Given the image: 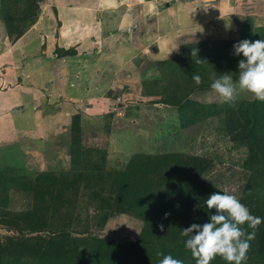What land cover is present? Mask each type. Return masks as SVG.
I'll list each match as a JSON object with an SVG mask.
<instances>
[{
  "label": "rangeland",
  "instance_id": "1",
  "mask_svg": "<svg viewBox=\"0 0 264 264\" xmlns=\"http://www.w3.org/2000/svg\"><path fill=\"white\" fill-rule=\"evenodd\" d=\"M66 2L0 0V90L6 92L0 100L11 98L13 93L22 95L28 90L33 94L37 89L34 93L37 99H33L29 107L38 103V108H42L35 110L38 112L35 123L33 118L26 119V123L33 126L31 133L0 144V174L9 179L8 208L0 211L11 212V220L16 214L30 211L35 199L21 191L19 184L30 179L34 181L40 174H54L65 184L76 182L63 193V201L70 203L69 208L64 205L59 212L52 213L55 209L52 206L57 201H52L53 205L49 202L50 210L44 213L48 228L24 235L20 229L9 231L8 226L0 222V244L6 245L8 237L27 236L29 244L40 237L48 240L55 238L58 231L69 228L73 238L77 239L75 248H79L74 264L79 260L84 264H97V260L90 262L91 259L84 257L82 252L95 251L100 240H106L107 244H102V248L109 250V246L113 247L111 244L159 240L163 236L134 212L113 214L117 210L122 212L124 206L117 205L120 203L117 193L122 172L130 171L133 166L141 168L149 158L176 154L198 158L203 164L209 161L211 164L201 175L203 181L239 199L246 194L249 148L247 141L238 135L239 129L232 123L228 126L230 119L225 121L223 110L229 105L209 88L191 93L188 97L192 100L190 108L183 107L184 101H177L173 96L183 94L189 88L184 81L181 85L179 79L185 77L188 70L179 66L177 59V65L171 60L179 56L190 59L191 51L195 49L200 54L197 58L206 62L201 63L202 67L194 65L193 68L204 70L207 75L214 71L221 73L223 69L226 70L224 73H234L235 78L239 72L238 62L243 56L234 55V45L245 39L264 40V0H156L149 7L147 4L151 0H124L125 7L122 5L119 9L131 14L132 25L125 34L118 31V39L108 41V44L103 41L106 46L102 51L112 54L113 61L93 53V48L85 53L86 59L92 58L101 70L97 71L96 79L89 81L93 88L88 98L82 91V98L86 99H80L81 106L60 113L66 118L70 116L62 124V120L48 116L50 112L62 110L63 98L56 90V77L45 80L33 72L28 74L27 57L34 56V51L32 48L29 54L19 51V55L12 45L38 20L48 3ZM117 8L113 11L115 17L121 16ZM200 42L209 45L203 48ZM88 65L84 64L83 71L79 72L87 74ZM49 97L58 99L60 104L56 101L55 105H49ZM259 102L252 94L242 93L237 98L235 110L241 107L247 110L251 104ZM92 104H98V108L90 109ZM246 114L244 112V116ZM76 116H80L81 135L78 144L73 146L71 129ZM4 151H11V154H2ZM163 175L164 171L159 177ZM157 178L151 179L155 196L149 214L163 211L165 190L173 188ZM54 189L56 195L58 188ZM1 191L0 201L4 195ZM19 223L22 228L28 226L27 220ZM171 249L160 244L148 245L146 251L150 254L145 256V263H160ZM176 255L183 259L180 253ZM1 256L5 264L7 256ZM142 260L139 257L138 262ZM213 261L210 264H227L223 259ZM183 262L196 264L192 254ZM19 264L30 262L24 260Z\"/></svg>",
  "mask_w": 264,
  "mask_h": 264
},
{
  "label": "trees",
  "instance_id": "2",
  "mask_svg": "<svg viewBox=\"0 0 264 264\" xmlns=\"http://www.w3.org/2000/svg\"><path fill=\"white\" fill-rule=\"evenodd\" d=\"M23 35L24 33L20 37ZM200 43L203 48L209 45L204 42ZM227 44L229 45L230 43L227 42ZM198 55L200 56L199 53H197ZM176 59L179 66L182 65L188 70V73H185L187 74L185 77L181 76L182 78H179L181 79L180 84L182 85L181 82L184 81L186 87L188 86L189 88L180 95H174L173 93V97L177 101H184L183 107L190 108L192 100L188 99L189 95L199 89L206 90L211 88V82L208 81L209 75L204 70L193 68L194 65L202 67L200 66L201 64L195 62V59L199 58H193L192 55L190 59L179 56L172 59L171 63L177 65ZM225 71L222 69V72L218 73L217 76ZM194 72L202 77L203 82L200 85H196L192 80ZM165 103L170 104L167 101ZM174 103L176 104L177 102ZM178 104L180 103L178 102ZM251 105V108L249 107L247 110L242 107L235 110L236 105L235 107L224 106L225 110L223 111L225 121L230 119L227 123L228 126H231L232 123L236 126V129H239L240 133L238 135L247 141L246 145L249 148L247 153L248 164H246V169L248 168L247 170L250 172L248 175V186L245 190L246 194L241 196L240 201L250 209L253 215L264 217V102L260 101L257 105ZM244 112H247L245 116ZM239 114L243 116H239ZM79 117L76 116L72 120L71 141L73 146L78 144L79 136L81 135ZM241 123L243 125H240ZM210 164L211 162L209 161L203 164L198 158H184L173 154L155 159L149 158L141 168L133 166L130 171L122 172V179L118 184L119 190L117 193V200L120 203L117 205L124 206L122 207V212L117 210L113 214L134 212L139 216V219L145 220L147 226L153 225L152 228L156 231H160L158 225L163 223L165 226V231L162 232L163 236L159 240L156 238L153 240L140 239L131 243L111 244L114 248L109 246L111 248L109 250L102 248V244H107L106 240H100L101 244L98 245V249L91 252L84 251L82 255L91 259L90 262L97 260V264L98 262L99 264H149V262L145 263L147 259H145V256L148 253L150 254L149 251H146L147 246L160 244V246L172 247L170 251L168 250V255L179 259L176 255L178 252L183 257L182 260L185 261L191 252L185 248L187 238L181 237V229L188 227L194 222L204 223L208 219V215H211V213L206 208L205 200L211 192L218 191L212 184L201 179V175L206 172ZM163 171L164 175L159 177ZM153 177L166 181L173 188L165 190L164 202L166 207L162 208L163 211L149 214L148 209H151L152 198L155 196L152 190L154 184L151 179ZM7 180L9 181L5 174L3 176L0 174V184H2V191H0L1 194H4L0 201V209L2 210L8 208L7 193L9 192V187ZM75 183V180H73L65 184L62 179L50 173L40 174L34 181L30 179L22 182L19 184L20 190L33 195L35 204L30 211L14 215L13 220L10 219L13 216L11 212L3 213L0 211L1 224L8 226L9 231L21 230L24 235L43 232L45 228H48L44 213L50 210L49 202L53 205L52 201H57V204L52 206L55 208L52 213L59 212L64 205L68 207L70 203H64L63 193L73 188ZM55 187L58 188L56 195L54 194ZM194 209L196 210L194 211ZM166 213L169 214L167 218H165ZM20 220H27L28 226L22 228L19 223ZM248 231L251 232L252 229H248ZM72 233L69 228L62 229L61 232L58 231L57 238L47 240L45 237H40L30 244L28 243L29 240L26 239L27 236L24 238L8 237L4 243L6 245L0 244V264L4 262L1 259L2 254L7 256L5 264H19L24 260L26 262L29 261L30 264H74L75 258H77L75 254L79 248H75L74 243L77 239L73 238ZM250 244L249 259L244 264H264V223L259 226L256 236ZM135 253L136 255H134ZM139 257L144 259L141 263L138 262ZM221 259L219 256L216 257V260ZM155 260L158 262L157 258ZM77 264L84 263L79 260ZM89 264H92V262ZM158 264L160 263L158 262Z\"/></svg>",
  "mask_w": 264,
  "mask_h": 264
},
{
  "label": "crops",
  "instance_id": "3",
  "mask_svg": "<svg viewBox=\"0 0 264 264\" xmlns=\"http://www.w3.org/2000/svg\"><path fill=\"white\" fill-rule=\"evenodd\" d=\"M67 1L62 4L53 3V5L48 3L49 5L47 4L38 20L12 45V49L19 55H21L19 51L28 54L31 48L34 51V56L27 57L26 71L28 74L33 72L35 76L45 80L56 77L54 78L56 79L54 80L55 87L57 92L61 93L60 97L63 98L62 110H56L55 113L50 112L48 116L49 119L54 116L56 121L62 120V124L70 116H67L69 115L67 113L66 118L64 114L60 113L67 110L72 111L77 106H81L79 102L88 98L89 92L93 88L92 82L89 81L92 78L96 79L97 71L101 70L92 58L86 59L85 53L93 48V53H99L100 57L103 55L106 60L113 61L112 54L110 56L107 55L108 53H103L102 48L106 46L103 41H107L108 44V41L118 39L120 37L118 31L125 34L132 25L131 14L122 11L123 8L119 9L124 4V0ZM152 2L154 3L156 0H151V3L147 4L148 7ZM115 7H118L119 12L117 13L121 16L115 17L113 14ZM142 19L143 16L139 20ZM87 56L90 57L89 54ZM84 64H89L87 74L79 72L83 71ZM95 86L94 88H96ZM36 90L33 94L28 90L19 96L17 93H13L10 94L11 98L0 100V144L3 145L14 137L19 138L21 135L24 137L27 133L32 132L33 126L28 125L26 119L33 118L35 123V116H37L35 114H38L36 111L42 109L38 108V103L35 107H29L33 99H37L34 96ZM83 90L86 98H82ZM2 93L6 92L0 90V96L3 95ZM95 95L96 91L93 96ZM29 99L31 100L28 101ZM56 101L60 104L58 99L49 97L48 104L55 105ZM89 101L91 104L92 97L89 98ZM45 108L49 109V107ZM97 108L98 104L90 106V109ZM7 153L11 154V151L2 152V154Z\"/></svg>",
  "mask_w": 264,
  "mask_h": 264
},
{
  "label": "clouds",
  "instance_id": "4",
  "mask_svg": "<svg viewBox=\"0 0 264 264\" xmlns=\"http://www.w3.org/2000/svg\"><path fill=\"white\" fill-rule=\"evenodd\" d=\"M191 55L196 58L197 51L194 49ZM234 55L243 56L238 62V74L234 78L232 72L219 76L215 71L209 73L212 92L232 107H235L237 98L242 93H250L255 100L264 102V40H242L234 45ZM195 62L201 64L206 61L195 59ZM192 80L196 85L203 82L201 75L195 72ZM205 205L211 213L208 219L204 223L194 222L181 229V237L187 238L185 248L190 250L196 264H210L217 256L227 264H244L249 259L250 242L255 238L259 226L264 223V217L253 215L236 195L228 191L211 192ZM168 215L166 213L165 218ZM158 227L161 232L165 231L163 223ZM248 229L252 231L249 232ZM160 264L184 262L166 255Z\"/></svg>",
  "mask_w": 264,
  "mask_h": 264
}]
</instances>
